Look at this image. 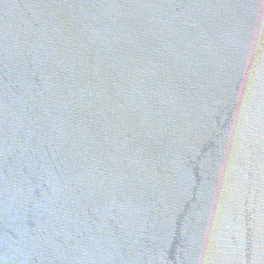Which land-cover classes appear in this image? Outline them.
I'll list each match as a JSON object with an SVG mask.
<instances>
[{"label": "water", "instance_id": "95a60500", "mask_svg": "<svg viewBox=\"0 0 264 264\" xmlns=\"http://www.w3.org/2000/svg\"><path fill=\"white\" fill-rule=\"evenodd\" d=\"M0 264H264V0H0Z\"/></svg>", "mask_w": 264, "mask_h": 264}]
</instances>
